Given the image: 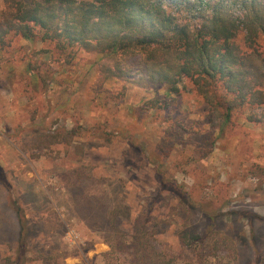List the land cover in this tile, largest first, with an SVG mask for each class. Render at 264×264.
<instances>
[{"label": "rangeland", "instance_id": "obj_1", "mask_svg": "<svg viewBox=\"0 0 264 264\" xmlns=\"http://www.w3.org/2000/svg\"><path fill=\"white\" fill-rule=\"evenodd\" d=\"M51 48L0 49V264H264V121L248 120L264 110L219 133L194 94L155 111L152 91L100 77L103 55L77 50L66 66Z\"/></svg>", "mask_w": 264, "mask_h": 264}, {"label": "trees", "instance_id": "obj_2", "mask_svg": "<svg viewBox=\"0 0 264 264\" xmlns=\"http://www.w3.org/2000/svg\"><path fill=\"white\" fill-rule=\"evenodd\" d=\"M0 49L14 37L50 45L70 65L77 50L101 54L98 74L153 92L145 105L167 110L194 94L219 133L246 107L264 110V2L259 0H4ZM243 34L242 42L237 40ZM240 44V45H239ZM50 70V69H49ZM47 70V71H49ZM36 86L39 72L24 71ZM45 77V71H44ZM43 77V78H44ZM52 81V77L50 79ZM250 122L264 121L249 114ZM163 190L186 193L157 170ZM180 205L186 203L180 200ZM20 212V211H19ZM18 262L25 253L21 214ZM137 220L131 245L146 237ZM190 247V230L178 235Z\"/></svg>", "mask_w": 264, "mask_h": 264}]
</instances>
